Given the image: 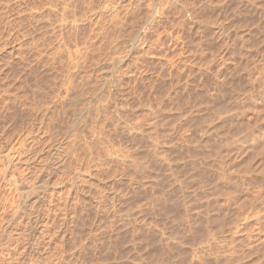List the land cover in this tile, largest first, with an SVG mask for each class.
Instances as JSON below:
<instances>
[{
  "label": "rangeland",
  "instance_id": "374dc122",
  "mask_svg": "<svg viewBox=\"0 0 264 264\" xmlns=\"http://www.w3.org/2000/svg\"><path fill=\"white\" fill-rule=\"evenodd\" d=\"M0 209V264H264V0H0Z\"/></svg>",
  "mask_w": 264,
  "mask_h": 264
},
{
  "label": "bare ground",
  "instance_id": "6f19581e",
  "mask_svg": "<svg viewBox=\"0 0 264 264\" xmlns=\"http://www.w3.org/2000/svg\"><path fill=\"white\" fill-rule=\"evenodd\" d=\"M169 2H170V1H169ZM172 2H173V1H172ZM170 4H171V3H170ZM148 12H149V11H148ZM150 12H151V11H150ZM147 15H148V13H147ZM152 15H153V14H152ZM116 16H117V15H116ZM148 16H149V15H148ZM73 20H74V19H72V23H73ZM75 20H76V19H75ZM65 21H67V20H65ZM65 21H61V26L59 25L60 27H63L64 29L67 28V27H66V24H67V23H65ZM202 21H203V19H202ZM75 22H76V21H75ZM68 23H69V22H68ZM69 24H70V23H69ZM69 24H67V25L69 26ZM74 24H75V23H73V27H75ZM70 25H71V24H70ZM76 25H77V23H76ZM78 25H79V23H78ZM71 27H72V26H71ZM71 27H70V29H71ZM77 27H78V26H77ZM80 27H81V26H80ZM59 29H60V28H59ZM61 29H62V28H61ZM76 29H77V28H76ZM103 30H104V29H103ZM64 31H65V30H64ZM66 31H67V30H66ZM59 32H62V31H59ZM70 32H71V31H70ZM70 32L68 33V31H67V33L69 34V36H70ZM64 34H65V33H64ZM71 34H73V33H71ZM59 35H60V34H59ZM60 36H61V35H60ZM72 37H73V36H72ZM66 40H67V39H66ZM73 41H74V40H73ZM73 41H72V42H73ZM72 42H71V43H72ZM64 43H67V41L64 42ZM73 43H74V42H73ZM78 43H79V42H78ZM74 44L76 45V43H74ZM73 46H74V45H73ZM75 47H76V46H74V48H75ZM76 49H77V48H76ZM74 54H75V53H74ZM30 159H31V158H30ZM33 159H34V158H33ZM26 166H27V165H26ZM20 168H21V167H20ZM22 168H23V167H22ZM23 170H24V169H23ZM23 170H22V171H23ZM24 171H25V170H24ZM20 172H21V171H20ZM34 189H35V188H34ZM11 190H12V191H11ZM35 190H36V189H35ZM9 191H10V192H15L13 189H9ZM32 191H33V190H32ZM30 192H31V191H30ZM34 192H35V191H34ZM31 193H32V192H31ZM16 196H17V195H16ZM33 196H34V194H33ZM20 197H21V195H20ZM28 197H29V196H28ZM11 198H12V196H11ZM17 198H18V197H17ZM14 199H15V198H14ZM18 199H19V198H18ZM33 200H34V199H33ZM35 201H36V200H35ZM10 202H11V199H10V201H9L8 203H10ZM12 202H13V200H12ZM33 202H34V201H33ZM4 204H5V203H4ZM10 204H11V203H10ZM10 204H9V205H10ZM17 204H18V203H17ZM65 204H66V203H65ZM1 205H3V203H2ZM5 205H6V204H5ZM9 205H8V206H9ZM11 206H12V204L10 205V207H11ZM6 207H7V205H6ZM15 207H16V206H15ZM17 207H18V206H17ZM62 207H63V205H62ZM70 207H71V206H70ZM3 208L5 209V207H3ZM60 208H61V207H60ZM0 210H1V209H0ZM2 210H3V209H2ZM2 210H1V211H2ZM6 210H7V209H6ZM8 210H9V208H8ZM23 211H24V210H23ZM5 212H6V211H5ZM5 212H3V213H5ZM9 212H10V211H9ZM11 212H12V211H11ZM55 212H56V211H55ZM61 212H62V211H61ZM63 212H64V211H63ZM0 213H2V212H0ZM7 213H8V212H7ZM14 213H15V212H14ZM22 213H23V212H22ZM48 213H49V212H48ZM58 213H59V212H58ZM12 216H14V215H12ZM18 216H19V214H18ZM63 216H64V215H63ZM6 217H7V216H6ZM6 217H5V219H6ZM60 217H61V216H60ZM65 217H66V216H65ZM33 218H34V217H33ZM15 220H16V219H15ZM25 220H26V219H25ZM35 220H36V218H35ZM1 221L4 222V215H2V214H1V216H0V222H1ZM7 221H9V220H7ZM7 221H6V222H7ZM13 221H14V218H13ZM13 221H12V222H13ZM17 221H18V220H17ZM6 222H4V223H6ZM10 222H11V221H10ZM42 222H43V221H42ZM7 223H9V222H7ZM13 223H15V222H13ZM24 223H25V222H24ZM0 224H3V223H0ZM9 224H10V223H9ZM21 224H22V223H21ZM26 224H27V222H26L25 224H22V226H19V227L17 226V228H15V229L13 228V229H14V233H15L14 235H17V236H15L16 239H20V238H21V239L23 240V238H22L23 236H24V238H26L25 235H26V234L28 235L27 232L29 231V230L27 229V225H26ZM3 225H4V224H3ZM3 225H1V226H3ZM10 225H11V224H10ZM14 225H15V224H14ZM44 225H45V224H44ZM5 226H6V224H5ZM12 226H13V225H12ZM7 227H8V226H7ZM7 227H6V228H7ZM13 227H14V226H13ZM1 228H2V227H1ZM5 230H6V229H5ZM30 230H31V229H30ZM6 231H7V230H6ZM7 232H8V231H7ZM29 232H30V231H29ZM0 233H1V231H0ZM0 235L2 236V234H0ZM3 235H4V234H3ZM4 236H5V235H4ZM4 236H3V237H4ZM3 237H2V238H3ZM32 237H33V236H32ZM2 238H1V239H2ZM9 238H10V237H9ZM34 238H35V237H34ZM12 239H13V238H12ZM12 239H11V240H12ZM49 239H51V238H49ZM3 240H4V238H3ZM27 240H28V239H27ZM27 240H26V241H27ZM34 240H35V239H34ZM4 241H6V240H4ZM26 241H25V242H26ZM28 241H29V240H28ZM5 243H6V242H5ZM27 243H28V242H27ZM47 243H48V242H47ZM0 244H2V243H0ZM3 244H4V243H3ZM8 245H9V243H8ZM15 245H16V244H15ZM20 245H21V244H20ZM36 245H37V244H36ZM0 246H1V245H0ZM9 246H10V245H9ZM9 246H8V247H9ZM24 246H26V245H24ZM28 246H29V245H28ZM6 247H7V245H6ZM8 247H7V248H8ZM11 248H12V247H11ZM48 248H49V247H48ZM3 249L6 250L5 246L0 247V251L3 250ZM12 249H13V248H12ZM12 249H11V250H12ZM14 249H16V248H14ZM22 249H23V248H22ZM22 249H21V250H22ZM44 249H45V248H44ZM32 250H33V249H32ZM12 251H13V250H12ZM17 251L19 252V248H18ZM7 252H8V250H7ZM3 253H4V251H3ZM20 253H21V251L19 252V254H20ZM37 253H38V252H37ZM5 254H7L6 256L9 257V254H10V253L8 252V253H5ZM11 254H12V253H11ZM11 254H10V255H11ZM17 254H18V253H17ZM2 255H3V254H2ZM18 256H19V255H18ZM39 256H40V255H39ZM1 257H2V256H1ZM8 257H6V258H8ZM10 257H11V256H10ZM13 258H14V256H13ZM16 258H17V257H16ZM21 259H22V258H21ZM17 260H18V259H17ZM27 260H29V259H27ZM1 261H2V260H1ZM5 261H6V260H5ZM7 261H8V260H7ZM29 261H30V260H29ZM29 261H28V262H29ZM11 262H13V261H11ZM18 262H19V261H18ZM24 262H25V261H24ZM31 262H32V261H30V263H31ZM0 263H1V262H0ZM21 263H22V262H21ZM26 263H27V262H26ZM4 264H5V263H4ZM14 264H15V263H14Z\"/></svg>",
  "mask_w": 264,
  "mask_h": 264
}]
</instances>
